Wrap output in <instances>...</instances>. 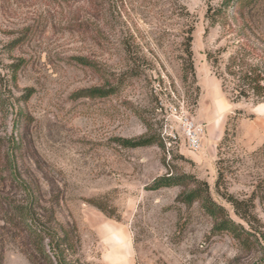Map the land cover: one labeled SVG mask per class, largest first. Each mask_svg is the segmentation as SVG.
Masks as SVG:
<instances>
[{
  "label": "rangeland",
  "instance_id": "obj_1",
  "mask_svg": "<svg viewBox=\"0 0 264 264\" xmlns=\"http://www.w3.org/2000/svg\"><path fill=\"white\" fill-rule=\"evenodd\" d=\"M0 0V137L20 140L18 167L56 217L74 225L93 264L264 262V102L233 101L207 53L237 52L264 70V0ZM225 10V9H224ZM191 40L195 79L187 68ZM188 69V70H187ZM188 123L201 130L198 151ZM175 137V138H174ZM151 140L146 146H127ZM0 151L2 264H31L2 207L22 192ZM165 176L180 185L154 189ZM254 200L253 248L187 195ZM219 183V187H217ZM220 191V192H219Z\"/></svg>",
  "mask_w": 264,
  "mask_h": 264
},
{
  "label": "trees",
  "instance_id": "obj_2",
  "mask_svg": "<svg viewBox=\"0 0 264 264\" xmlns=\"http://www.w3.org/2000/svg\"><path fill=\"white\" fill-rule=\"evenodd\" d=\"M231 1L240 2L242 0H228L224 9L214 10L207 16L212 26L229 25V18L226 14ZM187 68L190 75L195 79L193 52L191 40L186 44ZM225 49H219L214 53H207V60L216 69V76L221 80L222 88L225 92L231 89L233 101L242 99H252L255 102H264V70L252 64L246 55L237 52L227 59H224ZM187 69V70H188ZM9 145L6 155V182L12 188L22 192V199H8L6 206L2 207L4 214L3 221L6 224L5 230L21 247L22 252L31 264H93L84 261L79 256L81 238L74 225L62 224L56 217V204L51 200L50 207L40 192H36L32 182L25 179L18 167L19 158L17 153L22 144L20 140H6L0 137V151L3 149L4 142ZM153 141L144 140L136 144L125 141L127 146H146ZM180 179L172 176H165L157 181L154 189L162 187H172L180 185ZM204 189L199 188L191 191L187 195L186 201L192 203L200 201L205 211L214 219V231L228 232L242 248L250 250L255 247L252 237L255 234L252 224L256 219L254 214V200L239 201L231 195H223L225 199L235 209L237 215L249 226V229L236 223L229 216L228 211L211 199L206 183L199 182ZM219 187V183H217ZM220 192V191H219ZM256 237V236H255ZM0 264L2 255L0 253ZM257 264H264L259 262Z\"/></svg>",
  "mask_w": 264,
  "mask_h": 264
},
{
  "label": "built area",
  "instance_id": "obj_3",
  "mask_svg": "<svg viewBox=\"0 0 264 264\" xmlns=\"http://www.w3.org/2000/svg\"><path fill=\"white\" fill-rule=\"evenodd\" d=\"M186 140L193 151H198L201 147L200 133L201 130L196 128L193 123H188L186 128ZM175 138V137H174Z\"/></svg>",
  "mask_w": 264,
  "mask_h": 264
}]
</instances>
